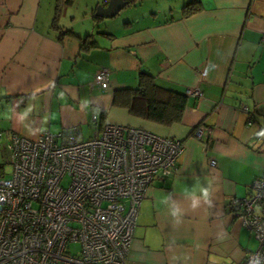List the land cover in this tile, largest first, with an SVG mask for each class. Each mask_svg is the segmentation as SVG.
<instances>
[{
	"label": "crops",
	"instance_id": "obj_1",
	"mask_svg": "<svg viewBox=\"0 0 264 264\" xmlns=\"http://www.w3.org/2000/svg\"><path fill=\"white\" fill-rule=\"evenodd\" d=\"M108 1L0 0V180L11 175L13 134L76 128L88 140L108 124L178 140L176 171L154 179L140 203L126 264H243L257 243L230 204L264 175V0H135L123 9L149 17L101 23L94 12ZM192 3L200 10L183 17ZM82 39L93 45L80 48ZM102 69L105 90L94 84ZM140 74L186 96L179 123L112 106ZM209 185L211 202L193 210L192 192ZM169 195L181 216L163 203Z\"/></svg>",
	"mask_w": 264,
	"mask_h": 264
},
{
	"label": "built area",
	"instance_id": "obj_2",
	"mask_svg": "<svg viewBox=\"0 0 264 264\" xmlns=\"http://www.w3.org/2000/svg\"><path fill=\"white\" fill-rule=\"evenodd\" d=\"M94 84L107 89L108 71ZM96 131L88 140L76 128L33 140L11 135V175L0 180V264H126L140 203L154 179L176 171L183 145L130 126ZM230 210L257 243L243 264H264V175Z\"/></svg>",
	"mask_w": 264,
	"mask_h": 264
},
{
	"label": "trees",
	"instance_id": "obj_3",
	"mask_svg": "<svg viewBox=\"0 0 264 264\" xmlns=\"http://www.w3.org/2000/svg\"><path fill=\"white\" fill-rule=\"evenodd\" d=\"M125 1L127 6L135 2ZM199 10L196 4H189L183 9L182 16L189 17ZM80 42L82 49L93 45L88 39H82ZM112 106L125 109L132 117L169 127L180 122L186 107V96L159 85L151 76L140 74L134 88L113 93Z\"/></svg>",
	"mask_w": 264,
	"mask_h": 264
},
{
	"label": "clouds",
	"instance_id": "obj_4",
	"mask_svg": "<svg viewBox=\"0 0 264 264\" xmlns=\"http://www.w3.org/2000/svg\"><path fill=\"white\" fill-rule=\"evenodd\" d=\"M211 194H212V190H211L210 185L207 187H200L198 192L193 191L192 192V199H191V208L193 210H195L196 208H198L201 205V202L210 203L211 202V200H210ZM163 203H165V204L170 203L171 204V215L173 217H179L182 215L181 208L172 199L171 195L166 197L163 200Z\"/></svg>",
	"mask_w": 264,
	"mask_h": 264
},
{
	"label": "water",
	"instance_id": "obj_5",
	"mask_svg": "<svg viewBox=\"0 0 264 264\" xmlns=\"http://www.w3.org/2000/svg\"><path fill=\"white\" fill-rule=\"evenodd\" d=\"M127 6L125 0H109L105 7L98 6L95 9L94 17L99 19H112Z\"/></svg>",
	"mask_w": 264,
	"mask_h": 264
},
{
	"label": "rangeland",
	"instance_id": "obj_6",
	"mask_svg": "<svg viewBox=\"0 0 264 264\" xmlns=\"http://www.w3.org/2000/svg\"><path fill=\"white\" fill-rule=\"evenodd\" d=\"M135 1V0H134ZM148 2H150L149 0H136V3L135 4H138V5H141V3H143V5H148ZM152 9H142V10H139L138 11H134L133 9H123L116 17L115 19H117L116 21H120V19H123L125 17L127 18H134V17H137L138 21H139V18L141 17H149V12L151 11ZM161 10V9H160ZM162 11V10H161ZM155 20L157 21H161L163 20V18H165V13H161L159 15H157L156 17H154ZM114 19V18H113ZM109 21H112V19H108V20H104L103 22L101 23H109Z\"/></svg>",
	"mask_w": 264,
	"mask_h": 264
}]
</instances>
